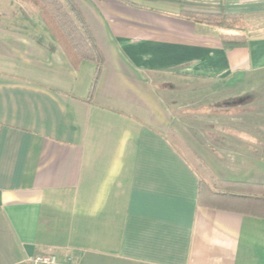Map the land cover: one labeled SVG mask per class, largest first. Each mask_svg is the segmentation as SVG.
<instances>
[{"label":"crops","instance_id":"1","mask_svg":"<svg viewBox=\"0 0 264 264\" xmlns=\"http://www.w3.org/2000/svg\"><path fill=\"white\" fill-rule=\"evenodd\" d=\"M72 1L104 59L93 90L32 0H0V264H264V0ZM189 14L257 35L226 48L243 33ZM177 94L228 108L186 119Z\"/></svg>","mask_w":264,"mask_h":264},{"label":"trees","instance_id":"2","mask_svg":"<svg viewBox=\"0 0 264 264\" xmlns=\"http://www.w3.org/2000/svg\"><path fill=\"white\" fill-rule=\"evenodd\" d=\"M32 2L38 8L40 18L51 28V32L61 42L72 64H76L80 60L91 61L95 64L91 85L93 90L100 78L104 59L74 2L72 0H32ZM219 16L225 20H241L238 16L225 14H189V18L194 21L210 24H218L211 18ZM238 37L243 36H221V42L226 48L246 44L247 40L242 43L235 42ZM175 135V131L170 129L167 138L172 139Z\"/></svg>","mask_w":264,"mask_h":264},{"label":"rangeland","instance_id":"3","mask_svg":"<svg viewBox=\"0 0 264 264\" xmlns=\"http://www.w3.org/2000/svg\"><path fill=\"white\" fill-rule=\"evenodd\" d=\"M209 15H219V14H209ZM215 18V17H214ZM213 17L211 18V20L216 21L218 24H215L217 26L223 27V28H227L230 29L233 32H237V33H243L240 36L243 37H238L237 39H235V42L237 43H242L244 41H246L249 37L251 36H256V32L253 31H246L245 30V24L243 20H238V19H233V20H225L223 18H221L220 16L214 19ZM259 23H264V18L259 20ZM241 31V32H240ZM245 32V33H244ZM258 33V32H257ZM164 78L172 83L169 84H161L163 82H165V80H155V83L158 91H162L165 89H176L180 90L181 88H197V87H202V84H196L194 82H187V81H176L172 78L169 77H165ZM258 86L260 88H264V81H261V83L258 84ZM174 100L178 101V104H180V108L178 110V113H183L179 114L184 116L186 119H193L196 120L202 113L206 112L208 113V117L211 118L213 112L214 113H218V110L216 109L219 108V106L221 107L220 109H225L228 108V104H226L225 101H222V103H218V101L220 100V98L222 97H214V96H208V97H204V96H197V95H193V94H189L187 96H181L179 94H177V96H173L172 97ZM258 98V97H257ZM222 104V105H221ZM188 114V115H187ZM207 115V114H206ZM238 115V114H237ZM211 120V119H209ZM173 130V129H172ZM175 131V130H174ZM193 133H195V131L197 132V128L196 125L193 128ZM176 133V131H175ZM198 133V132H197ZM196 133V135H197ZM168 132L165 134L167 137ZM169 135H171V133L169 132ZM172 137V136H171ZM170 141V143L174 144V146L178 149V151L185 156L186 158H189L192 155L193 151L188 148V146L185 144V142L181 139L180 135L178 133H176V135L174 137H172V139H168ZM184 143V144H183ZM192 161V160H191ZM190 161V162H191ZM194 163V167H196L195 165V161H193Z\"/></svg>","mask_w":264,"mask_h":264},{"label":"built area","instance_id":"4","mask_svg":"<svg viewBox=\"0 0 264 264\" xmlns=\"http://www.w3.org/2000/svg\"><path fill=\"white\" fill-rule=\"evenodd\" d=\"M27 264H73L70 256L62 261L55 254H38L27 260Z\"/></svg>","mask_w":264,"mask_h":264}]
</instances>
